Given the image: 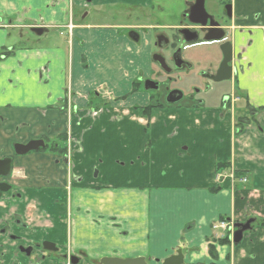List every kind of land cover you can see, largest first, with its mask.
<instances>
[{"label":"crops","instance_id":"1","mask_svg":"<svg viewBox=\"0 0 264 264\" xmlns=\"http://www.w3.org/2000/svg\"><path fill=\"white\" fill-rule=\"evenodd\" d=\"M73 1L82 0H0V18L12 19L0 28L5 140H72L70 197L58 156H29L17 169L35 239L55 243L61 256L80 255L79 264H157L178 248L185 264H264L260 228L247 251L214 243L218 259L209 255L224 236L214 233L218 222L264 213V0L232 2V105L163 106L151 117L136 83L150 69L147 38L138 44L118 27L72 23ZM252 109L256 119L237 134ZM231 170L252 174V184L233 182Z\"/></svg>","mask_w":264,"mask_h":264},{"label":"flooded vegetation","instance_id":"2","mask_svg":"<svg viewBox=\"0 0 264 264\" xmlns=\"http://www.w3.org/2000/svg\"><path fill=\"white\" fill-rule=\"evenodd\" d=\"M210 1H212V9L207 7V0H186L178 17L176 14L171 16L173 10L169 0H82L80 4L73 1L71 22L82 21L86 26L93 28L101 25L118 27L120 34H128L127 37L138 44L143 37L147 38L149 58L154 66L151 68L152 65H150L151 73L148 79L145 80L141 75L136 83L138 88L143 83L145 89L152 92L148 106H185L187 104L202 106L208 103L204 96L211 95L210 91L215 87L222 93L221 105L229 107L233 102V95L230 93L232 78L215 82L216 73L224 59L220 50L222 43H204L203 37L219 35L220 32L216 30L220 29L225 32L223 42H230L228 32L236 21L233 14V0ZM200 2L203 3L204 12L199 9ZM87 19L92 21L103 19L111 23H86ZM11 21L12 19L5 21L0 18V28L5 27L4 22L11 24ZM197 21H204L205 25ZM34 28L43 27L34 26L32 29ZM209 29L212 30L209 31ZM194 37L198 38V44L186 43V38ZM6 54L9 52L2 55V60L5 59ZM179 73L187 74L186 79L180 77ZM185 86H191L192 90H187ZM174 91H180L183 96L181 100L169 103V99L174 100L178 97L171 94ZM239 100L236 98L237 102ZM182 103L184 105H181ZM239 119L252 122L256 119V113L252 109L248 118ZM3 126L4 118L0 116V264H45L52 259L63 260L65 264H73V261L78 260L77 264H79L80 255L61 256L55 243L35 239V229L27 223L21 213L24 188L20 184L22 181L16 177L17 169L21 167L20 163L24 158L41 153L47 156H58L60 159L57 162L63 171L65 181V187L61 188V191L65 197H70V183L77 179L72 173L71 138L66 136V143L60 141L62 147L57 140L49 138L28 141L16 138L5 140ZM18 132L19 127L14 133L18 134ZM35 141H43L44 146H39L37 150H31L25 154L20 153L23 151L20 146H27ZM26 189L37 190L32 186ZM9 206H14L12 214H8ZM253 207L250 205V208ZM252 210H246L241 220L230 218L229 231L233 233L232 240L235 232L251 221L250 229L244 232L239 244H234L230 240V245L232 244L235 249L240 247L245 238L251 237V241L248 240L252 242L250 245L255 244L256 238L253 239V236H256L257 229L264 230V226L261 225L264 222L263 209L261 208L260 213H254ZM252 256L254 257L252 259L256 258L255 255Z\"/></svg>","mask_w":264,"mask_h":264},{"label":"water","instance_id":"3","mask_svg":"<svg viewBox=\"0 0 264 264\" xmlns=\"http://www.w3.org/2000/svg\"><path fill=\"white\" fill-rule=\"evenodd\" d=\"M199 9L204 12L203 9V3H199ZM197 23L201 25H205L204 21H197ZM212 29H209L211 31ZM45 29L44 28H34L32 29V32L38 35H42L44 33ZM219 31L220 34L216 36H209L205 35L203 37V42L204 43H222L220 46V50L222 51V54L224 56V59L221 63V66L219 70L216 73V78L215 82H222V81H227L232 78L233 71H234V66H233V51H232V44L230 42H223L225 39V32L223 30H216ZM184 32V31H183ZM187 32V31H185ZM189 32V31H188ZM186 43L190 45L198 44V38L194 37L191 39L186 38L185 39ZM171 94L177 95L178 97L175 98L174 100L169 99V103H175L182 98V93L180 91H174ZM170 94V96H171ZM39 146H44L43 141H35L27 146H20L23 148V151L20 152L21 154H25L31 150H37ZM251 221L247 222L245 225H237L238 227L242 226L241 229L237 230L234 234V239L233 243L234 244H239L242 239H243V234L247 230L250 229ZM101 264H148L145 258H137V259H117V258H104L101 261ZM73 264H77L78 260L73 261ZM157 264H185L184 260V254L181 248H178L175 250L174 254L171 255L170 257L166 258L162 263L160 261H157Z\"/></svg>","mask_w":264,"mask_h":264},{"label":"rangeland","instance_id":"4","mask_svg":"<svg viewBox=\"0 0 264 264\" xmlns=\"http://www.w3.org/2000/svg\"><path fill=\"white\" fill-rule=\"evenodd\" d=\"M186 0H169V2H170V4L172 5V10L173 11H171V16H173V14H176V17H178L179 16V14H180V12L182 11V9H183V5H184V2H185ZM211 4H212V1H210V0H207V7H209L210 9H212L211 8ZM221 6V5H220ZM216 9V8H215ZM101 18V17H100ZM173 18V17H172ZM171 18V19H172ZM86 23H91V22H96V23H99V24H105V23H111V22H107V21H105V20H96V21H92V20H90V19H87L86 21H85ZM26 33V35L27 36H31L32 38H33V36H32V34L31 33H28V31H26L25 32ZM125 36H128V34H125ZM149 61H150V65H152L151 66V68L154 66V64H153V62H152V60L149 58ZM151 68L149 69V71H148V74L146 75V76H144V78H145V80L146 79H148L149 78V74L151 73L150 72V70H151ZM179 76L180 77H183V78H185L186 79V76H187V74H185V73H179ZM195 85H197V84H195ZM186 87V86H185ZM190 87L191 86H188V87H186V89L188 90V89H190ZM190 90H192V89H190ZM225 92V91H224ZM227 92V91H226ZM137 93H139V95H143V94H145L146 96H147V98H148V102L147 103H149V101H150V98L152 97V92H148L146 89H145V86H144V84L142 83L141 84V86H140V88H139V90L137 91ZM210 93H211V95H207V96H204V99H205V101L207 102L208 101V104H213V105H216V106H218V105H220L221 104V91L219 90V89H217V88H215V87H213V89H211V91H210ZM133 95H135V94H133ZM181 105H184V103H182ZM189 104H187V105H185V106H188ZM136 107H138V106H136ZM136 109H140V108H136ZM238 136V135H237ZM247 177H248V183L249 184H246V185H250V184H252V181H253V176H252V174H249L248 173V175H247ZM237 181V180H236ZM245 185V186H246ZM257 191H253V193H251V195H250V197H252V198H255L257 195ZM234 219H236V218H234ZM243 219V218H242ZM227 228L226 229H224L223 231L221 230V229H215L214 230V233H215V235H220V234H222V233H224V234H228L229 233V231L227 230ZM226 232V233H225ZM258 232V231H257ZM257 232H256V235H257ZM255 238V235L253 236V239ZM251 241V237L249 238V239H244V241L240 244V247H239V249H241V248H244L246 251L250 248V244H252V242H249V241ZM254 245V244H253Z\"/></svg>","mask_w":264,"mask_h":264},{"label":"trees","instance_id":"5","mask_svg":"<svg viewBox=\"0 0 264 264\" xmlns=\"http://www.w3.org/2000/svg\"><path fill=\"white\" fill-rule=\"evenodd\" d=\"M157 108H160L159 106H147L145 108H143V112L145 113V115H147L148 117H151V114L153 112L154 109H157ZM255 113L256 110H254ZM246 124H251L250 121H245L244 119H239L238 122H237V125H236V131H237V134H240L242 133L244 127ZM229 165L228 164H224V165H218L217 166V171H222L223 169H227ZM244 175H248V173L246 172H241V171H237L235 172V177L237 179L243 177ZM212 192H218L219 189L218 188H214L213 190H211ZM222 219H224V217H222ZM264 226V222L261 224ZM217 244V245H220V246H225V245H230L231 241L229 239L228 236H225L224 238H221V239H218L216 241H213V244H210L209 245V255L210 257L216 261L218 259V253H217V249H216V246L214 245Z\"/></svg>","mask_w":264,"mask_h":264},{"label":"built area","instance_id":"6","mask_svg":"<svg viewBox=\"0 0 264 264\" xmlns=\"http://www.w3.org/2000/svg\"><path fill=\"white\" fill-rule=\"evenodd\" d=\"M69 28H70V30L73 28V26L70 24L69 25ZM243 182H246V180H243ZM215 228H220V229H222V230H224V229H228L229 227H228V224H226V223H220L218 226H216Z\"/></svg>","mask_w":264,"mask_h":264}]
</instances>
